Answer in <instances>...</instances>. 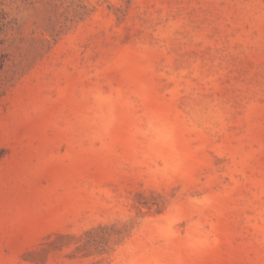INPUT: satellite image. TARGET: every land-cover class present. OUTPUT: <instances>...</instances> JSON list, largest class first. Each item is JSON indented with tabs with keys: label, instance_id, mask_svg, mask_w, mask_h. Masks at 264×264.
<instances>
[{
	"label": "rangeland",
	"instance_id": "obj_1",
	"mask_svg": "<svg viewBox=\"0 0 264 264\" xmlns=\"http://www.w3.org/2000/svg\"><path fill=\"white\" fill-rule=\"evenodd\" d=\"M0 264H264V0H0Z\"/></svg>",
	"mask_w": 264,
	"mask_h": 264
}]
</instances>
